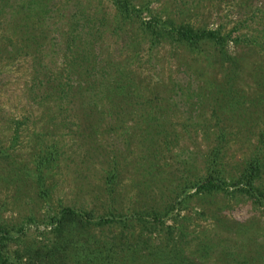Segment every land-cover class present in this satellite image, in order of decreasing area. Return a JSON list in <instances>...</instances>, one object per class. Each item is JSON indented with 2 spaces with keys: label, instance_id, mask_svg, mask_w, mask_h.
Wrapping results in <instances>:
<instances>
[{
  "label": "trees",
  "instance_id": "16d2710c",
  "mask_svg": "<svg viewBox=\"0 0 264 264\" xmlns=\"http://www.w3.org/2000/svg\"><path fill=\"white\" fill-rule=\"evenodd\" d=\"M30 1L33 0L25 3L31 4ZM48 1L35 0L34 6L43 9L27 10L29 21L25 24L23 21L13 23L15 29L20 28L15 35L20 43L16 40L14 44L10 43L7 50L5 47L2 50L9 52L22 48L24 53L30 54L32 69L29 89L33 92L32 99L45 109L51 105L58 111L63 109L65 121L61 118L46 119L47 133L62 123L69 122L67 130L71 129V124H75L71 129L72 137L76 135L77 140L83 141L88 159L103 157L104 182L97 186V191L105 196L106 201L102 204H105L106 209L102 213L92 214L93 208L76 209L69 204H59L48 217L56 231V240L49 245L28 242L10 248L12 241H20L18 235L23 230L24 222L9 225L0 221V264H71L68 261L71 239L63 241L62 237H57L68 227L74 228L75 237L89 248V252L93 255L96 253L94 257L101 255L105 262H110L120 252H138L140 261L135 257L128 264H264V226L261 227L262 233L257 234L256 230L244 227L237 237H232L223 233L225 225H222L212 231L199 229L195 232L196 236L187 239L190 216L187 212L180 214L189 194L206 195L216 191L246 193L264 210V185L258 180L264 165V129L252 131L256 137L255 142L248 137L252 148L250 157L235 161L234 169H225L221 161L222 141L227 133L223 128L225 123V126H231V121H234L244 134L246 131L250 133L251 127L264 119V25L255 26L254 32L250 34L235 33V27L222 31L220 25L214 28L193 25L172 17L178 16L172 8H165V5L153 8L148 0H107L116 12L108 17L104 11L91 9L87 12L89 0L85 4L80 0H70L72 9L64 15L61 23L63 28L59 30L58 41L62 49L58 64L51 66L42 61L43 43L47 37L43 28L46 14L51 9L47 5ZM180 2L183 10L185 2ZM254 8L258 13L257 19L264 21V1ZM142 10L147 12L146 19H141ZM252 14L253 11H250L245 18ZM119 23H127L128 26L137 23L135 26L144 33L150 47L163 42L175 45H170L173 47L171 51L182 47L185 52L183 56L180 55L184 63L183 71L194 78V82L186 81L183 86L177 85V89L181 90L180 95L189 100L188 104L191 103L190 98L194 106L202 103L201 110L211 105L215 117L221 122L219 126L218 121L213 119L212 123L200 125L199 139L203 143L200 144L194 136L192 147L186 146L187 151L188 148L191 150L184 157L176 158L179 169L176 168L177 173L172 171L175 193L170 197L164 198L162 195L169 177L159 159L163 146L172 143L165 134L172 127L160 124L159 115L150 103L151 98L143 100L137 88L140 79L136 80L132 68L126 65L112 66L109 55L98 59V55H102L100 47L104 33L116 35L121 31ZM228 41L233 44L243 42L249 52L245 55H230L226 49ZM217 76L220 78L214 79ZM242 80L251 83L247 90L240 82H248ZM172 85L175 87L174 82ZM133 112L143 123L131 130L125 121L130 118L128 114ZM68 117L73 118V123ZM101 128L119 130L125 137L126 147L131 139L137 138L141 153L134 155L132 169L139 178L131 183L136 188L135 194L148 193V200L135 197L130 201L132 205L123 207L118 180L124 166L116 159L115 153L109 157L100 147L97 135ZM194 129H197L196 126ZM47 142L37 136L33 141L30 149V158L33 160L29 168L33 172L31 179L19 173V168L27 170L25 162L18 161L20 159L9 160L6 152L0 149L2 164H7L8 169L4 181L9 182L14 189L29 187L34 197L41 200H46L49 195L53 184L49 173L61 154L56 141ZM195 160L201 163V173H197L196 167L192 166ZM156 187L158 196L154 192ZM190 187H193L192 191ZM29 219L32 217L26 216L25 220ZM104 226L115 228L112 236H103ZM95 227L98 233L93 232ZM258 235L262 237L257 239ZM183 246L186 248L183 249ZM172 251L177 253L173 254ZM193 252L196 256H193ZM83 262L99 264L100 260Z\"/></svg>",
  "mask_w": 264,
  "mask_h": 264
},
{
  "label": "rangeland",
  "instance_id": "374dc122",
  "mask_svg": "<svg viewBox=\"0 0 264 264\" xmlns=\"http://www.w3.org/2000/svg\"><path fill=\"white\" fill-rule=\"evenodd\" d=\"M20 1L23 3L20 4ZM25 1L29 0H0V149L6 152L9 160L20 159L18 161L26 163L27 170L19 168V173L27 175L29 179L33 177L32 170H29L33 161L30 158V149L36 136L37 138L41 137L46 143H48L47 141H56L57 150H61V154L58 155V163L53 166L49 173L53 181L49 195L46 200H41L34 197L29 187H18L16 188L19 189L17 191L9 182L4 181L8 169L7 164H2V153H0V221L7 222L9 225L24 222L23 230L18 235L20 241H12L9 244L10 248L28 242L49 245L56 240V231L53 229L54 223L50 222L48 217L55 212L59 204H69L76 209L93 208L92 214L102 213L106 209L105 204H102L106 198L97 191V186L104 182L102 175L103 157L88 159L84 153L85 144L83 141L77 140L76 135L72 137L71 129L75 124H71V129L68 128L67 130L69 122L62 123L56 126L54 131L47 133L46 119L49 118L50 121L61 118L65 121L63 109L58 111L59 109H55L54 105L45 109L32 99L33 92H30L31 89H29L32 69L30 54L24 53L20 46L21 49L5 51L9 48L10 43L14 44L16 40L20 43V39L15 37L20 28L15 29L13 23L23 21L25 24L29 21L26 14L27 10L40 11L43 9L34 6L35 0L30 1L31 4H27ZM80 1L82 4L87 2V0ZM138 1L141 2L142 0H134V2ZM148 1L150 3L148 4L153 8L163 5L165 8H172V11L178 13V16L172 15L176 20L188 21L193 25L202 24L207 28L220 25L222 31H227L231 27H235V33L250 34V32H254L255 26L264 25V21L257 19L258 13L254 8L255 5H261L264 0H184L183 10H181L180 0ZM45 2L46 0H44ZM47 5L51 9L46 14V24L44 23L43 28L47 37L43 43L44 57L42 61L55 66L58 64L60 49H62L61 43L58 41L59 30L63 28L61 24L63 17L70 12L72 4L70 0H49ZM87 7V12L92 11L91 9L98 12L104 11L107 12L106 16L108 17L116 13L114 7L107 0H89ZM250 11H253L252 16L249 15L248 18H245ZM146 13L145 10H142V18H140L146 19ZM136 24L128 26L127 23L125 25L119 23L121 31H118L116 35L104 33L100 47L102 55H98V59L103 58L104 55H109L112 66L126 65L127 68H132L136 73V80L140 79L137 82V88L141 91L143 100L151 98L150 103L159 115L160 124L172 127L170 131L165 133L172 143L163 146L162 156L159 159L160 165L167 171L166 174L169 177V181L162 191L165 198L173 196L175 193L172 171L177 173L179 169L176 158L184 157L191 150L188 148L187 151L186 146L192 147L194 136L197 141H200V125L205 124V122L212 123L213 119L218 121L219 126H221V122L215 117V111L211 105L204 106L201 110L202 103L194 106L192 98H190L191 103L188 104L189 100L184 95H180L181 90L177 89V85L183 86L186 81L194 82V78L192 79L182 68L184 63L180 55L185 54L184 49L177 46L179 49L171 51L170 49L173 47L170 45L174 44L168 45L167 42L150 47V42L144 37V33L135 26ZM243 44V42L233 44L228 41L226 49L230 55L238 53L245 55L249 52V48ZM3 47L5 50H2ZM209 69L213 71L212 67ZM219 78L217 76L214 79ZM242 81L248 82L246 84L240 82L247 90L251 83L248 80ZM172 82L175 83V87ZM189 86L191 87V85ZM171 88H175L174 91H168ZM135 113H129L130 118L125 121L126 126L131 130L136 125L143 123L140 118L138 120L135 117ZM68 119L73 123L72 117H68ZM207 119L210 120L207 121ZM144 120L146 119L144 118ZM18 121L19 123H17ZM231 123V126H225L226 123L223 125L225 131L227 130L222 141L221 159L225 169L228 167L234 169L235 161L250 155L252 148H250L248 137L255 142L256 136L252 134V131L264 129V119L258 120L251 127L250 133L246 131L243 132L244 134L239 131L240 129L237 128L234 121ZM195 126L197 129H194ZM98 130L97 141L100 142V147L104 148V152L109 157L115 153L116 159L118 158L124 166L118 180L119 191H122L123 207L132 205L130 201L135 197L148 200L149 196H146L148 193L136 195V188L131 183L139 178L132 169L134 155L141 153V149L137 145V138L131 139L128 147H126L125 137L119 133V130H110L109 128ZM171 131L176 138H173ZM202 143L200 141V144ZM262 151L264 153V149ZM196 160L192 162V166L196 167L197 173H201V163H196ZM176 168L178 169L176 170ZM258 180L264 185V165ZM192 190L193 187H190V191ZM154 192L158 196L157 187ZM183 212H187L190 216V226L188 227L190 230L187 239L195 235L199 229L212 231L217 230L218 226L222 227V225H225L223 228L225 232L223 233L232 237H237L244 227L256 230L257 234L263 231L261 227L264 226V210L255 201H252L251 196L246 193L216 191L206 195L189 194L185 198L180 214ZM28 215L32 219L26 221ZM93 232L98 233V228H93ZM114 232V227L104 226L102 234L110 237ZM75 235L74 228L70 229L69 227L57 234V237H62L63 241L68 238L71 239L70 246L68 244L71 253L68 261L71 264H89L90 262H83L89 259H99V264H128L135 257H138L140 261L141 256L138 252L128 254L120 252L110 262H105V259H101V255L94 257L96 253L93 255L89 252V248L85 244H81L82 241ZM261 237L258 235L257 239ZM185 248L186 246H183V249ZM172 253L176 254L177 251H172ZM83 254L87 256L84 257ZM193 256H196L195 252H193Z\"/></svg>",
  "mask_w": 264,
  "mask_h": 264
}]
</instances>
